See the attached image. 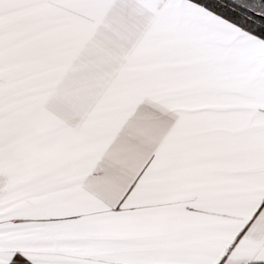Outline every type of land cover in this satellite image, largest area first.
Wrapping results in <instances>:
<instances>
[{"label":"snow or ice","instance_id":"1","mask_svg":"<svg viewBox=\"0 0 264 264\" xmlns=\"http://www.w3.org/2000/svg\"><path fill=\"white\" fill-rule=\"evenodd\" d=\"M0 264H264V0H0Z\"/></svg>","mask_w":264,"mask_h":264}]
</instances>
